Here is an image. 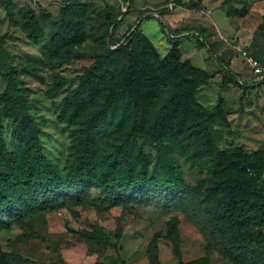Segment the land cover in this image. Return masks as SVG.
Segmentation results:
<instances>
[{
	"label": "rangeland",
	"instance_id": "rangeland-1",
	"mask_svg": "<svg viewBox=\"0 0 264 264\" xmlns=\"http://www.w3.org/2000/svg\"><path fill=\"white\" fill-rule=\"evenodd\" d=\"M126 2L14 0L16 11L32 7L49 13L45 37L35 43L0 0V42L9 61L17 67H36L40 75L19 70V84L28 95L44 152L66 173L85 155L82 123L98 118L102 133L89 136L98 141L97 156L116 154L127 138V123L120 122L119 110L106 115L102 96L81 108L75 105L74 92L82 76L96 56L108 59L115 69L126 63L127 53L133 50L152 59L177 51L181 61L200 70L199 75H190L198 106L190 117L194 121L214 115L208 120L213 162L200 168L173 150L188 184L184 195L148 191L116 204L99 188H92L90 195L62 196L63 205L36 210L11 227L0 228V250L8 256L0 264H151L147 251L156 233H160V264H244L224 250L216 230L218 221L209 215L219 199L252 188L231 184L210 194L207 183L242 172L247 161V171H253L246 172L248 176L257 175L264 165V82L253 73L245 55L247 51L264 62V0H131L129 8ZM64 7L71 8V17L80 19V37L62 39L58 54L49 60L45 47L68 22L61 12ZM164 8L168 11L160 13ZM119 13L124 16L113 34L110 27ZM141 16L147 18L140 22ZM145 41L152 52L145 51ZM219 58L251 86L224 84ZM5 85L0 59V121L8 148L20 151L21 144L12 136V120L3 111ZM133 146L132 153L144 155L142 162L149 171L164 175L157 146L141 139ZM248 211L242 202L229 219L236 218L237 225L245 227L251 223L245 216ZM172 220L177 225L174 234L169 233ZM84 229L94 235L78 232ZM258 245L264 257V240Z\"/></svg>",
	"mask_w": 264,
	"mask_h": 264
},
{
	"label": "trees",
	"instance_id": "trees-1",
	"mask_svg": "<svg viewBox=\"0 0 264 264\" xmlns=\"http://www.w3.org/2000/svg\"><path fill=\"white\" fill-rule=\"evenodd\" d=\"M130 1L127 0L126 8L130 7ZM4 3L8 14L30 40L42 42L45 37L44 21L49 19V13H38L32 7H20L16 11L14 0H4ZM167 11L164 8L160 13ZM61 12L68 22L54 33L52 44L49 47L46 45L49 60L58 54L62 39L75 40L80 37L82 29L80 19L71 17V8L64 7ZM118 16L110 27L113 34L124 14L119 13ZM146 18L141 16L139 21L143 22ZM163 28H167L165 24ZM144 49L152 52L147 41ZM254 57L263 62L258 56ZM0 59L6 80L1 94L3 111L12 120L13 138L22 146L20 151L8 148L5 128L0 121V228L11 227L15 221L36 210L63 205L66 199L61 201L59 198L62 196L90 195L92 188L101 189L115 204L124 199L142 197L148 191L162 194L170 190L173 194L184 195L188 184L173 150L200 168L204 163L210 165L214 159L211 157L213 140L208 123L214 115L210 113L206 118L194 121L190 117L198 110L190 75H199L200 70L190 62L181 61L177 51L163 58L156 54V58L152 59L133 50L127 53L126 63L117 65L115 69L111 68L108 59L96 56L74 92V99L78 102L75 105L81 108L86 102L102 96L107 107L106 115L119 110L120 122L127 123L129 132L116 154L100 159L95 146L98 141L89 136L102 133L101 122L98 118L96 121H84L81 129L85 155L66 173L44 152L38 128L29 112L28 95L19 84V70L40 76L37 68L13 65L1 42ZM219 61L224 69V84L232 82L244 88L251 86L223 58ZM261 82H264V77ZM139 139L157 146L160 153L158 162L164 168V175L149 171L142 162L145 160L142 153L137 157L132 153L133 144ZM165 148L169 151L165 152ZM249 164L247 161L242 172L234 173L226 180L216 179L207 183L210 194L231 184L252 188L247 193H235L219 199L209 216L218 221L216 230L221 235V244L232 258L244 264H264L258 245V241L264 240V165L257 175L248 176L246 172L253 173L251 168L247 171ZM242 202L249 207L245 216L251 222L245 227L237 225L236 218L229 219ZM176 229V222L172 220L169 233L174 234ZM78 232L85 236L94 235L86 229ZM159 239L160 233H156L148 247L151 264H160ZM176 252L180 254L178 249ZM7 257V253L0 250V263Z\"/></svg>",
	"mask_w": 264,
	"mask_h": 264
},
{
	"label": "built area",
	"instance_id": "built-area-1",
	"mask_svg": "<svg viewBox=\"0 0 264 264\" xmlns=\"http://www.w3.org/2000/svg\"><path fill=\"white\" fill-rule=\"evenodd\" d=\"M245 55L248 58V63L250 64L253 73L264 77V63L253 55L248 54L247 51H245Z\"/></svg>",
	"mask_w": 264,
	"mask_h": 264
}]
</instances>
